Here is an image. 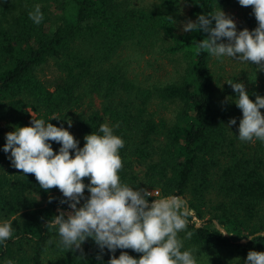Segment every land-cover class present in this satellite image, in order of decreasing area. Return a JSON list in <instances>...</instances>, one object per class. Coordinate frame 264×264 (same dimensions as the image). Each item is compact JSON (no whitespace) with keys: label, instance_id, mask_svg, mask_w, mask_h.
<instances>
[{"label":"trees","instance_id":"obj_1","mask_svg":"<svg viewBox=\"0 0 264 264\" xmlns=\"http://www.w3.org/2000/svg\"><path fill=\"white\" fill-rule=\"evenodd\" d=\"M133 2H7L0 21V223L10 222L13 235L0 244V264H108L121 251L137 259L141 255L131 249L101 251L91 238L82 251H68L59 245L57 230H47L48 220L71 211L60 203L62 193L41 189L35 176L15 169L10 153L3 151L6 134L31 126L32 117L64 127L81 148L86 135H102L100 125L109 124L125 142L121 182L134 190L183 197L193 210L188 228L178 235L182 251L192 250L198 264L209 258L245 264L250 250L264 252V236L247 238L264 232V142L240 141L242 111L228 84L243 83L255 101L256 95L264 97V76H256L264 71L224 76L215 68L217 57L197 52L208 33L178 28L184 6L195 22L201 14L239 5L238 0H157L140 7ZM37 4L44 17L39 25L28 16ZM239 8L244 28L255 29L253 9ZM126 46L165 52L173 63L170 80L142 87L129 78L123 60L111 61ZM50 60L57 74L49 82L40 73ZM155 100L172 104L173 117L150 111ZM53 116L59 120H51ZM232 118L236 124L229 126ZM50 143L58 153L61 145ZM84 195H90L87 189ZM188 231L193 235L185 239Z\"/></svg>","mask_w":264,"mask_h":264},{"label":"clouds","instance_id":"obj_2","mask_svg":"<svg viewBox=\"0 0 264 264\" xmlns=\"http://www.w3.org/2000/svg\"><path fill=\"white\" fill-rule=\"evenodd\" d=\"M242 7H251L258 26L249 31H237L235 21L223 10L198 16L195 22L183 24L184 32L202 31L207 38L198 42L197 52L206 50L217 58L227 56L241 62L254 63L264 71V0H238ZM29 19L39 25L43 20L40 5L28 13ZM213 20L215 26H212ZM227 38V43L222 42ZM228 84L237 94L236 106L242 111L239 122V139L242 142H264V97L249 98L243 83ZM59 120L53 116L51 120ZM69 128L72 121H67ZM236 119L229 120V126ZM119 125H116L118 127ZM102 135L91 133L79 141L64 127H57L43 119H31V126L16 127L6 134L3 146L10 153L12 166L23 174L34 175L41 189H58L71 210L63 211L48 220L47 230L56 229L59 245L68 251H82V244L91 238L103 251L117 249L141 254L134 258L127 251L113 255L108 264H197L192 250H183L179 233L188 228L189 217L194 216L187 202L180 196L170 195L149 200L153 191L134 190L122 183L119 173L123 168L120 149L124 140L113 134L109 124L100 125ZM51 142L60 144L58 153ZM70 150H74V156ZM88 179V184L84 180ZM90 194L85 198V190ZM53 198H49V203ZM81 200L84 203L81 205ZM78 205H81L78 207ZM222 232L221 235H226ZM10 222L0 223V244L11 239ZM192 232H186L190 239ZM264 236V232L249 235V240ZM51 243V240L49 241ZM101 257L98 255L97 259ZM7 264H13L11 260ZM245 264H264V252L250 250Z\"/></svg>","mask_w":264,"mask_h":264},{"label":"rangeland","instance_id":"obj_3","mask_svg":"<svg viewBox=\"0 0 264 264\" xmlns=\"http://www.w3.org/2000/svg\"><path fill=\"white\" fill-rule=\"evenodd\" d=\"M8 1L9 0H0V21L3 20V12ZM156 1L157 0H134L133 3L134 5L140 7L150 5ZM222 10L228 17L232 18L235 21L238 32L244 29L241 9L239 8V5H230ZM189 20L192 21V19L188 15V7L184 6L181 8L179 13L178 28L182 30L183 24ZM227 42V38H225V43ZM170 58L171 57L168 56L165 52L156 49V47H154L153 49L149 48L145 50L142 48L138 49L137 47V50H133L126 46L122 48L117 53V55L111 59V61H117L119 59L123 60L127 65L126 68L128 77L133 78L135 82L139 83L142 87H150L153 84H163L170 80L173 74V63ZM215 68L217 69V72L223 74L224 76L238 75L239 77H241L243 71L248 74L251 73L255 68L256 71H260L259 66L254 63L241 62L236 58H230L227 56L219 57L218 59H216ZM56 74V65L50 60L43 66V71H41L40 76L42 79L48 80L50 82L51 80H53ZM256 76H264V73L256 74ZM260 80L261 79L257 80V84L260 83ZM172 108V104L166 103L162 105L156 100L153 101L149 106L150 111L154 112L157 117L161 116L164 118L173 117ZM137 169L140 171V173L143 171L141 165L137 166ZM152 191L153 197H155L156 199L170 196H163L159 190ZM183 199L185 200V198ZM194 220H196V218H194ZM49 257H52V255H49ZM227 261L228 262H224L222 264L232 263L233 258L227 259ZM3 264H7V262ZM204 264L219 263L209 258Z\"/></svg>","mask_w":264,"mask_h":264}]
</instances>
